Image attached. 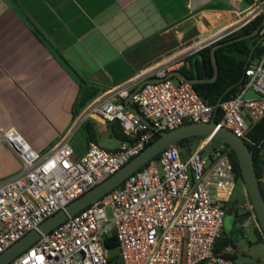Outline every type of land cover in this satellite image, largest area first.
<instances>
[{
    "label": "built area",
    "instance_id": "2783aa9c",
    "mask_svg": "<svg viewBox=\"0 0 264 264\" xmlns=\"http://www.w3.org/2000/svg\"><path fill=\"white\" fill-rule=\"evenodd\" d=\"M256 3L251 6L253 16L260 12ZM260 35L264 37V30ZM261 45L262 52L243 70L239 94L216 106L222 112L219 126L245 142L250 128L264 117V41ZM174 64L157 69L154 77L159 81L134 93L123 86L109 89L75 117L74 127L89 116L119 123L127 140L114 150L90 141L85 153L75 158L64 138L40 155L15 129L0 130V143L21 164L18 174L0 182V254L128 164L154 136L186 122L211 120L213 108L193 85L169 78ZM248 89L260 97L245 99ZM127 99L151 126L125 108ZM212 139L204 136L183 156L173 146L164 149L105 196L41 234L8 264H107L103 241L111 235L122 264H260L224 257L234 252L230 245L214 252L236 182L229 149ZM242 208L257 219L252 203Z\"/></svg>",
    "mask_w": 264,
    "mask_h": 264
},
{
    "label": "crops",
    "instance_id": "0c3cea01",
    "mask_svg": "<svg viewBox=\"0 0 264 264\" xmlns=\"http://www.w3.org/2000/svg\"><path fill=\"white\" fill-rule=\"evenodd\" d=\"M252 4L246 0H0V130L15 129L40 155L67 138L74 157L80 158L90 142L84 129L87 123L93 130L92 142L114 150L120 141L110 136L108 123L89 116L74 127L75 117L111 88L123 86L134 92L167 64L175 63L169 74L189 71L190 56L218 40L220 32L231 33L254 17ZM171 80L176 84L181 79ZM79 127L85 134L83 147L71 144ZM20 170L19 160L0 143V182ZM225 207L240 223L238 233L250 228L255 236V246L247 238L249 248L238 249L223 220L220 237L234 248L228 255L237 262L263 264L264 234L258 220L239 214L231 199Z\"/></svg>",
    "mask_w": 264,
    "mask_h": 264
},
{
    "label": "water",
    "instance_id": "95a60500",
    "mask_svg": "<svg viewBox=\"0 0 264 264\" xmlns=\"http://www.w3.org/2000/svg\"><path fill=\"white\" fill-rule=\"evenodd\" d=\"M256 4L263 15V21L257 29L249 34L219 42L211 47L210 58L213 65V76L211 78L191 79L180 71L171 72L169 74V78L178 77L182 81L187 82L191 85L214 82L217 79L219 73L215 51L228 44L254 37L259 33L261 27L264 26V0H257ZM263 41L264 37H260L257 42L251 47L248 61L251 59L254 49ZM246 66L247 64L245 65V67ZM243 79L244 77L242 78V80ZM157 81H159L157 78L145 80L140 84L139 88L147 83H155ZM139 88L137 90H139ZM137 90H135L134 92H136ZM243 97L245 99L259 98L260 94L253 91L252 89H248L244 93ZM124 106L140 121L145 122L149 126H151V124H149L143 118L138 110L130 104L129 99L124 101ZM194 136H212V138L226 143L235 152L239 162L245 187L254 207L257 220L264 234V199L261 194L259 182L255 174L252 153L250 152L247 143L243 139L235 136L229 129L225 128L224 126H219V123H216L212 118L209 122L187 123L174 130L161 132L159 134V137L155 141L150 143L138 156L132 159L128 164H126L124 167H122L120 170L115 172L100 184L87 191L82 196L75 199L64 209L48 217L39 225L37 230L28 232L24 237H22L12 246L6 249L2 254H0V264H8L16 256H18L33 243H35L40 238L41 234L50 232L52 229H54L73 215L82 211L95 201L105 196L108 192L118 187L127 177L142 168L148 161L160 154V152H162L164 149L174 146L177 142L183 139Z\"/></svg>",
    "mask_w": 264,
    "mask_h": 264
},
{
    "label": "trees",
    "instance_id": "16d2710c",
    "mask_svg": "<svg viewBox=\"0 0 264 264\" xmlns=\"http://www.w3.org/2000/svg\"><path fill=\"white\" fill-rule=\"evenodd\" d=\"M246 2L248 4H252L254 3V0H246ZM262 21L263 15L261 12H259L251 20H249L247 23H245L235 31L204 46L188 58L191 69L189 71L182 70V73L191 79L211 78L213 76V65L210 58L211 47L219 42L230 40L253 32L261 25ZM261 30H264V26L261 27L259 33L254 37L242 41H237L217 49L215 51L216 62L219 69L217 79L211 83H200L193 85L194 90L197 92L200 98L213 108L211 119L213 118L216 123H219L222 119L221 108H216V106L236 97L240 92L241 86L244 84V80H242L243 70L248 62L251 47L257 42L260 37H262V35H260ZM261 52L262 45L260 44L254 49L251 59H254ZM59 58L62 63L68 66L61 56H59ZM84 105L85 104H83V106ZM187 123L192 122H186L185 124ZM107 125L111 137L120 142L127 140L126 136L122 132L120 125L115 122L108 123ZM84 129L86 131L88 141H94L92 127L89 124L85 123ZM158 137L159 135L154 136V138L150 140L149 144L155 141ZM202 138H204V136H194L186 138L177 142L173 147L177 148L180 154L183 156L185 153L191 152L192 147L195 145V143ZM212 141L222 142L214 138L212 139ZM246 143L249 147L250 152L252 153L255 174L258 179L260 191L264 199V157L262 155V152L264 150V117L250 128V131L248 133V140ZM224 144L229 149V160L234 169L235 182H241L244 184L237 156L226 143ZM141 169H143V167L140 168V170ZM246 193L248 202L251 203L247 189ZM228 243L229 240H224L221 237L218 238L215 243L214 252L216 254L220 253ZM103 246L108 251L107 264H122L119 255H109L110 251L117 250V243L113 235L104 239ZM224 257L233 260V258L228 254H224Z\"/></svg>",
    "mask_w": 264,
    "mask_h": 264
},
{
    "label": "rangeland",
    "instance_id": "374dc122",
    "mask_svg": "<svg viewBox=\"0 0 264 264\" xmlns=\"http://www.w3.org/2000/svg\"><path fill=\"white\" fill-rule=\"evenodd\" d=\"M78 129L79 130L75 133L74 135L75 137L73 139V142H71V144L76 147H83L85 145V138H84L85 134H84L82 127H79ZM193 149H194V146L192 147V150ZM246 202H248V199H247V193H246L245 186L243 183L238 182L236 183V187H235V190L231 198V204L236 203L238 212L239 214H241L244 212V209L242 208V206ZM229 208L230 207H228V209L227 207L224 208L223 220H224L225 226H227L228 228V231H231V234L236 238L238 249H248L249 248L247 238L253 241L251 242V246H255V241H254L255 236L251 231H249L250 228L244 229L243 234L238 233L239 228H241L240 223L235 218L234 212L230 211ZM109 255L111 256L118 255V251L112 250L109 252ZM238 259L240 260L241 256H239Z\"/></svg>",
    "mask_w": 264,
    "mask_h": 264
}]
</instances>
